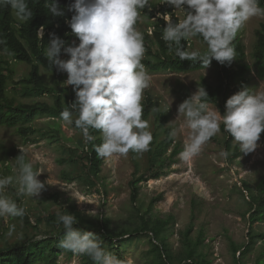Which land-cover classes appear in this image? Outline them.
Here are the masks:
<instances>
[{
	"label": "rangeland",
	"instance_id": "rangeland-1",
	"mask_svg": "<svg viewBox=\"0 0 264 264\" xmlns=\"http://www.w3.org/2000/svg\"><path fill=\"white\" fill-rule=\"evenodd\" d=\"M160 2L150 0L153 16L149 17L141 11L137 23L144 41H147L142 63L151 76L150 87L145 90L142 101L143 118L148 120L149 130L153 133L150 150L143 155L130 152L127 157L114 156L103 160L99 188H95L84 177L74 180L64 177V171L72 169L68 163H64L70 149L79 151L85 146L82 134L74 124H65L60 115L44 116L32 124L37 131L28 138L19 134L14 126H0V141L6 146L26 151V160L33 163L34 171L41 173L38 179L45 183L46 189L36 198L16 197L15 188L11 186L6 190V194L18 204L24 201L30 222L26 216L23 223L20 218L10 219L8 223L0 219L2 245L56 234L58 226L49 224L47 218L68 205H75L84 215L94 219L108 217L116 232L141 226L142 217L159 220L162 233L177 258L185 255L189 241H193L198 243L199 252L211 264H239L237 258L242 256L235 248H242L249 242L251 229L255 234H264L263 221L252 226L249 222L252 204L250 191L257 193L259 183L264 178V133H261L258 141L260 147L245 155L240 153L238 145L233 143V138L223 131L221 125V131L203 146L198 156L188 162L179 158L189 130L183 116L176 119L177 106L198 91L204 81L216 85L220 68L210 65L203 69L179 71L160 70L153 66L156 58L150 53H155L157 47L148 38L154 30L153 23L163 19L165 14L172 20V12L178 21L186 15L184 10L174 12L172 7ZM260 5L264 7V4ZM168 9L172 12H167ZM262 30L264 18H253L238 32L250 66L245 85L252 93L264 91V71L260 66L261 60L255 56L258 32ZM73 41L79 43L76 37ZM187 45L188 52L196 50L203 53L207 48L200 37L188 40ZM61 58L69 57L63 54ZM8 68V96L14 97L17 103L54 101L51 94L23 95L19 83L29 74L31 66L28 63L12 60ZM41 71L50 84L57 82L55 70L41 67ZM62 84L67 86L65 82ZM208 105L210 109H217L223 114L218 104ZM153 107L160 110L152 113ZM173 128L179 130L175 141L168 138ZM221 152H227V156H221ZM8 164L10 167H7ZM8 164L0 166V177L15 175L16 159H11ZM140 177L147 180L139 182V196L135 201L132 182ZM89 212L92 214L88 215ZM11 223L16 224V234L6 239L4 233ZM132 238L117 242L119 246L124 245L121 254L115 251L111 253L125 264H148L152 256V233ZM260 258L264 259V240L258 236L255 245L242 258V263L264 264L259 263ZM58 262L81 264V256L63 250Z\"/></svg>",
	"mask_w": 264,
	"mask_h": 264
},
{
	"label": "clouds",
	"instance_id": "clouds-1",
	"mask_svg": "<svg viewBox=\"0 0 264 264\" xmlns=\"http://www.w3.org/2000/svg\"><path fill=\"white\" fill-rule=\"evenodd\" d=\"M160 4L172 7L174 12H186L178 22L167 14L163 16L166 26L161 39L170 50L175 49L180 60L202 61L204 67L210 66L213 59L230 66L235 59L233 41L238 32L253 18H264L260 0H161ZM0 7H10L21 22H27L33 15L27 0H0ZM46 7L51 16H65L58 0H49ZM145 8H151L149 0H73L67 8L73 15L66 23L79 43L66 45L56 33L49 34L45 56L58 73L67 74L64 82L75 93L71 110L65 108L60 119L67 125L74 124L85 144L95 139L91 130L98 131L102 143L95 145V153L105 161L114 156L127 157L130 152L143 155L153 142L149 122L143 118L142 103L151 76L142 63L144 35L137 28L141 10ZM196 37L206 44L205 52H188L183 48L182 41ZM62 53L69 58L62 59ZM207 97L205 88H199L177 106L176 119L183 116L189 130L179 158L188 162L198 156L203 146L221 131V125L240 153L255 152L264 133V91L252 93L243 88L226 100L223 114L209 108ZM159 110L153 107L151 112ZM178 131L173 128L168 138L175 141ZM21 150L15 158V175L0 177V219L5 223L16 218L23 223L27 215L24 201L18 204L6 194L10 186L15 188L16 197L36 198L46 190L45 183L38 179L41 173L34 171L33 163L26 160V151ZM220 155L226 157L227 152ZM56 215L64 230L60 248L86 256L93 264H125L101 246L95 233L76 228L74 214ZM15 234L16 224H8L4 237L10 239Z\"/></svg>",
	"mask_w": 264,
	"mask_h": 264
},
{
	"label": "trees",
	"instance_id": "trees-1",
	"mask_svg": "<svg viewBox=\"0 0 264 264\" xmlns=\"http://www.w3.org/2000/svg\"><path fill=\"white\" fill-rule=\"evenodd\" d=\"M27 2L29 9L33 13L32 18L27 22L18 21L10 7H0V126H14L19 134L25 138L30 137L32 133L37 131L32 124L38 118L60 115L65 108L71 110L70 104L75 100V93L72 87L62 84L66 81L67 74L58 73L45 56L50 33H56L66 41V45L72 44V39L75 36L66 21L70 20L73 15L72 12L67 10L68 5L73 0H58L59 6L65 11V16L63 17L51 16L46 7L49 0H27ZM260 3L264 4V0H260ZM141 11L148 14L149 17L153 16L150 8H145ZM167 12L172 11L168 9ZM172 21L178 22L173 12ZM165 26L166 22L164 19H158V21L153 23L154 30L152 35L148 36L155 44L154 46L157 47L155 53H150L156 58V63L153 66L160 70L173 69L179 71L206 68L203 66L202 61L180 60L175 55V49L170 50L168 48L161 39L163 27ZM181 43L187 51L188 41H182ZM144 44L146 46L147 41H144ZM233 47L236 54L230 66L221 65L215 59L210 64L220 68L218 83L212 85L204 81L201 85V88L204 87L208 93L207 103L218 104L222 113L226 111V100L246 87V74L250 69L246 61L245 45L238 37V34L233 41ZM255 56L261 60L260 66L264 71L263 30L258 32ZM12 60L26 62L31 66L29 74L19 83L23 95L28 97L51 94L54 97L52 103H17L14 97L8 96V85L10 82L8 67ZM148 63H151V61L148 60ZM41 67L49 71L55 70L57 82L50 84L43 76ZM75 118L76 113L73 112V120ZM91 133L95 139L85 144L82 150L70 149V155L64 159V163H68L72 169L70 171L65 170L64 177L67 180L84 177L90 185L99 188V176L102 171L103 159L97 157L95 145L102 143V140L98 131L91 130ZM20 154L21 151L17 147L6 146L0 141V166L8 164L11 159H15ZM7 167H10V165L8 164ZM156 177L158 178V175ZM142 180L147 179L140 177L132 182L133 199L135 201L138 200L139 182ZM258 188L257 193L250 191L252 204L249 222L251 226L256 222H264V178L261 179ZM60 213L74 214L77 217L75 227L95 233L101 241V246L110 252L115 251L117 254H121L124 245H117L119 240H129L128 238H134L135 235L151 232L153 235L151 239L152 256L148 264H211V261L199 252L198 243L193 241H189L184 252L185 255L177 258L162 233V223L159 220L142 217L141 226L133 230L122 229L116 232L112 229L111 220L108 217H99L98 219L88 217L77 209L75 205L63 207ZM56 214L47 218L49 224L58 226L56 234H49L41 239L33 237L16 244L2 245L0 242V264H60L58 258L63 253V249L58 245L60 240L63 239L64 230L62 224L57 223ZM26 220L30 222L29 216H26ZM258 236L264 240V234H255L251 229L249 242L242 248H235V251L241 252L240 255L242 257L237 258L239 264H243L242 258L255 245ZM186 239L189 238L186 236ZM70 253L72 254V252ZM259 263H264V259L260 258ZM81 264H93V262L90 258L81 256Z\"/></svg>",
	"mask_w": 264,
	"mask_h": 264
}]
</instances>
